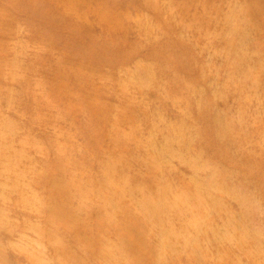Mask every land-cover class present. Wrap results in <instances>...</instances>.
Returning a JSON list of instances; mask_svg holds the SVG:
<instances>
[{
	"label": "rangeland",
	"instance_id": "rangeland-1",
	"mask_svg": "<svg viewBox=\"0 0 264 264\" xmlns=\"http://www.w3.org/2000/svg\"><path fill=\"white\" fill-rule=\"evenodd\" d=\"M0 264H264V0H0Z\"/></svg>",
	"mask_w": 264,
	"mask_h": 264
}]
</instances>
